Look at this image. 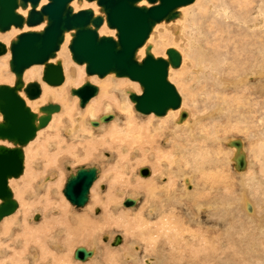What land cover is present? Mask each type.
<instances>
[{"label": "bare ground", "instance_id": "obj_1", "mask_svg": "<svg viewBox=\"0 0 264 264\" xmlns=\"http://www.w3.org/2000/svg\"><path fill=\"white\" fill-rule=\"evenodd\" d=\"M196 1V5L200 4L198 3L199 0ZM47 2L48 0H42L41 5ZM81 2V4H78L77 0H74L71 3L75 11L93 8L95 13L98 14L99 7L97 8L95 6L96 2L88 3L89 1L87 2V0H82ZM256 2L257 0H216L214 6L211 7L210 5L202 8L192 18H189V14L194 7L185 6L182 9L180 8V16L181 10L183 14L180 19L174 21L176 23L173 26H171L173 22L158 24L153 29V34H151V39L149 38V40L153 41L159 37L163 28L169 32L167 37L171 39L172 46L175 45L174 47L182 54L181 65L178 68L170 67L169 79L178 82L180 80L184 81L190 71L194 69L196 73H201L206 64L211 67L212 76L215 78V85L228 88H241L242 85L250 84L252 80H256V84L264 92V8L261 6L257 9L259 16H257L254 22V19H249ZM86 4L92 6L81 7ZM143 4L147 3L144 1ZM78 6L81 9H78ZM29 9L30 7L25 10L19 9V12L23 16L28 17ZM240 22L248 23L247 28H250L247 29ZM44 26L45 23L30 27L25 23L22 28L12 26L9 29L10 31L7 30L9 32L0 35L1 39L9 40V42L1 40L7 45V52L0 55L3 56L0 58L4 59L0 61V77L3 76L4 67L7 66V62L10 67L12 40L16 39L23 32L28 30H42ZM106 26L105 21L100 29V34L116 37L115 30H108ZM71 39L72 32H67L65 41L59 50L60 52L58 51L59 54H57L56 58L52 59L53 62L58 60L62 62L66 82L62 86L59 85L61 87L58 86V89L55 88L56 91H52L56 86L51 87L38 80L42 86V94L34 100L27 98L24 91L21 92L22 96L27 100V104L34 112L40 115L42 112L39 109L45 105L44 101L47 99L48 102L46 104L48 105L50 103L57 104V100L63 101L64 103L62 105L58 104L60 106V113L55 112L49 124L41 129L37 137L24 148V173L20 176V179L12 178L10 180V186L18 184V180L21 179L25 180L26 186L32 185L34 177L38 174L34 173L36 175L32 174V176L29 173L32 168L30 166L31 157L29 156V151L32 148L35 149L37 140L43 136V131L46 128L49 129L53 125H56V122L61 121L63 122L61 127L54 126L58 128V137L49 145V147L51 145L55 147L56 151L51 155L48 151L49 148L44 149L45 152L43 153L45 155L42 156L43 162L34 165L39 166L45 162L48 167H53L54 165L62 167L64 152L74 155L75 158H80V155L86 159L96 158L97 156H95L93 151L101 145L108 144V147L115 149L119 156V158L117 157L118 159L115 158L116 161L114 162L116 164L112 166L114 171L111 174V191L107 195L106 193L103 194L100 192V180L103 174L98 167L99 176L90 192V195L92 193V198L84 208L82 207L83 209L81 211H76L71 207L68 200L62 197V194L59 197L56 195L60 194L59 188L55 187V190L52 189V186L57 183L61 187L63 186L65 172L62 170L59 172L58 170L59 173L57 174L54 173L56 170H52L54 172H50V175L47 176L48 179L46 177L45 181H42L40 185L38 184L39 186L36 189L33 190L31 188L33 190L32 193H29L25 189V194H28V199L25 202L23 199V201L20 200V209H17L18 212L2 220L0 226L18 221V227L20 226L22 230H19L21 233L16 235L17 238L13 241L14 246L12 247V252L9 251L11 254L8 253L9 249L7 247L3 249V246L1 247L0 264H35L39 261H49L55 264H264V218L259 213L256 203L252 201L253 199L251 200V195L256 193V191H259L258 194L260 193L262 201L264 200V190L261 185L263 178L261 177L262 174H259L255 170V163L247 153L245 141L243 138L234 137L232 134L227 138L221 139L219 130H215L212 135H208L206 131L198 132V136L194 133V128L203 122H200L201 118L213 117L216 113L219 116L225 110L227 112L230 111V115L224 118L226 121L231 122L232 120H237V116L240 114L239 112L244 111L242 114L243 118L247 116V113L250 114V118L248 117L247 120H243L247 124V131L249 130L248 126H250L252 119L257 127L264 130V98H255L253 100L248 98L245 102L240 103L235 98H229L227 100L224 97H220L221 100H219V103H216L215 112L212 111L209 115H197L184 108L185 103L181 95L182 103L179 108L169 109L162 116H158L155 113L145 114L148 116V119L146 118L145 120V118L138 117L139 114L137 115L134 112L138 110L136 109L135 102L130 97L131 93L141 94L142 87L138 85L139 82L136 81L138 83H135L134 80L132 82L130 78L127 80L128 78L125 79V77H121L124 79H120L117 78L118 76L116 74L110 73L106 75L107 79L105 81H101L102 85L100 87L98 86L99 93L83 109H78L77 103L80 98L77 95V97L72 96L74 86L71 88L68 85L76 84L77 78H80V76L84 78V82L88 77L94 78L99 76L88 75L85 68L86 64L77 63L78 66H76V69L71 67L67 68V66L71 65L69 57L72 58L71 51L68 49ZM148 43L140 48L138 52L139 60L145 57ZM164 46V44L156 45L153 51L155 53L163 52ZM167 50L168 48L164 52L167 53ZM166 53L162 55L165 58H167ZM61 55L67 57L64 63L59 59ZM197 65L201 68H196ZM43 70L44 65L41 64L29 67L25 71L24 80L26 78L34 80L40 77ZM67 70L72 73V76L68 75L66 79ZM12 77H8L11 80L10 85H13L14 82V80L12 81ZM69 89H71L72 98L67 97ZM186 91L192 96L188 90ZM192 92L194 93V90ZM223 98L229 108L222 104ZM129 99L134 105H132ZM240 105L243 108L240 109ZM78 106H80V103ZM133 106L135 107L134 111ZM203 109L205 108L203 107ZM116 110L120 112L117 113ZM103 111L106 112L105 114H112L114 116L113 121L111 120L107 124L100 122L98 126H94L92 122L95 120L100 121L101 116L105 115H100ZM195 111L198 112V109ZM183 112H186L187 116L181 120ZM121 113L125 115L124 120L122 119ZM2 119L0 113V120ZM233 129L234 127L231 126L230 130L232 131ZM227 130L225 126L223 131L226 132ZM253 133L249 131V134ZM255 136H257L255 139L257 142H254L255 140L252 141L251 145L253 146L256 145L255 143L258 144L259 140L262 139L260 135ZM232 139H240L243 143L241 151L246 153L247 161L245 170H237L235 168V157L238 151L236 146L229 144ZM160 141L161 143L165 141V147H163L164 145H159ZM0 144L12 146V144L3 141H0ZM145 144H150L149 146L155 151L154 155L150 156L151 153L149 154V162H152L153 168L152 170L148 169L150 174H152L150 177H148L150 174L148 176L142 175L141 169L143 168H141L139 175L143 178L140 176L138 178V173L129 171L131 169L129 166L131 164L129 163V155L139 150H144ZM133 149L136 151L133 152ZM84 150L85 155L84 153L82 154ZM146 152L147 150L144 151V153ZM256 152H263V148L257 149ZM40 153L41 151H39V155ZM144 153L142 152L143 155H145ZM140 156L142 157V155ZM111 157H113V154ZM143 157L147 159L146 155ZM133 160L136 159L133 158ZM138 161L137 165L140 163ZM262 161L264 167L263 158L259 162ZM174 164L176 166L173 168ZM231 166L234 168L235 175H237L238 182L241 186L240 195L237 197H233L231 191L233 185L228 182V177L231 174ZM42 168L44 167L42 166ZM67 171L71 173L74 169L71 167V171ZM164 171L166 172L168 180L161 183V175L164 174ZM250 172L252 177L249 178ZM198 174L201 175V178L198 177ZM213 179L214 181L216 179L221 180V182L225 181L226 186H214L217 181L215 183ZM254 180L258 182H253ZM131 186L132 188H130ZM192 186H194L193 189H191ZM225 187L229 192V198L226 200L228 201L227 203L226 201L225 204L221 203V193L220 196L217 194V197L220 198L213 200V202L208 200V196L214 188H220L223 191ZM256 187H258L257 190H255ZM42 188H44L43 193H41ZM142 190L145 193V201L143 203L141 200L143 203L141 207L127 208L128 206L125 205H123L125 207H122V202L125 198L123 196L127 194L130 196L132 193H141ZM14 192L16 190H13ZM137 197L134 199L138 202L139 198ZM127 198H132V196L126 197L125 200ZM188 199L191 201H188ZM100 204L104 208V214L101 216L94 215L95 207ZM241 208L244 210L243 213L241 212ZM39 209L44 211V218H46L43 223L40 221L36 223L32 219L34 213ZM209 209H212L217 218L222 220L227 216H231L229 221L224 220L226 229L221 231L222 233H219L216 238H213L207 229L202 227L197 229L193 228L194 222L199 223L200 215L203 212L207 214ZM219 209L223 210L219 212ZM240 213H242L243 217H241ZM213 218L215 217L213 216ZM115 227L119 228V232L123 233L124 240L121 237L122 242L120 243L122 245L112 244L110 240L114 235L111 238L109 235L108 243L105 244L107 241V239L106 241L103 240L104 236H107L105 231L111 229L110 232L113 234ZM210 230L212 231V229ZM100 237L105 241L103 246L100 244ZM80 243L87 244L88 247H82L91 249L93 256H90L87 260L76 259V249L74 247ZM242 243H245V246L244 244L241 245ZM110 244L113 247H110ZM104 250L106 252L102 259L101 256Z\"/></svg>", "mask_w": 264, "mask_h": 264}, {"label": "water", "instance_id": "obj_2", "mask_svg": "<svg viewBox=\"0 0 264 264\" xmlns=\"http://www.w3.org/2000/svg\"><path fill=\"white\" fill-rule=\"evenodd\" d=\"M41 1L0 0V31H7L12 26L22 28L25 23L30 27L45 23L42 30H28L12 40L10 67L16 80L14 85L0 84V113L3 116L0 120V141L12 144H0V222L19 208L10 180L24 173V148L60 110L55 103L41 106V115L32 110L21 92L34 100L41 96L42 86L39 81L26 83L25 71L36 64L44 65L42 80L50 86L62 85L65 82L63 64L52 59L57 57L67 32H72L69 43L72 58L78 64H86L88 75L102 78L114 73L140 83L141 94L131 93L130 97L142 114L162 116L169 109L179 108L182 103L179 90L169 79L170 67L181 65V52L177 48H168L167 58L157 57L152 53V46L148 45L142 60H139L138 52L157 24L176 20L180 16V8L196 0H87L96 2L102 14H96L93 8L75 11L71 5L74 0H48L43 5ZM144 1L147 4H143ZM29 7L28 17L19 12V9ZM105 21L108 28L116 30V37L100 34ZM6 52L7 45L0 41V55ZM98 93L99 87L90 81L72 89V94L79 96L82 107ZM186 116L187 113L183 112L181 120ZM113 117L112 114H105L100 121L95 120L92 124L98 126L100 122H110ZM240 139H232L229 144L237 147L235 168L245 170L246 153L241 151L243 143ZM67 170L71 171V166ZM141 171L144 176L150 174L148 168ZM98 176L97 166L78 167L68 176L63 193L73 205L84 207L89 202L91 188ZM136 203L133 198L124 201L125 206ZM121 242V236L117 235L112 244ZM90 256H93L92 250L85 247H78L75 251L76 259L87 260Z\"/></svg>", "mask_w": 264, "mask_h": 264}, {"label": "rangeland", "instance_id": "obj_3", "mask_svg": "<svg viewBox=\"0 0 264 264\" xmlns=\"http://www.w3.org/2000/svg\"><path fill=\"white\" fill-rule=\"evenodd\" d=\"M86 1V0H85ZM215 1L216 0H199V2L198 3H200V4H197L196 5V2H194V3H192V4H190V5H187V6H190L191 8L192 7H194L193 8V10L191 11V13L189 14V18H192L194 15H196V14H198L199 13V11L202 9V8H205V7H208V6H210L211 5V7L212 6H214V3H215ZM77 2H78V4H81L82 2L80 1V0H77ZM88 2V1H87ZM88 3H90V2H88ZM263 3V4H262ZM87 5V6H86ZM86 5H84V6H81L82 8L83 7H91L92 5H90V4H86ZM89 5V6H88ZM95 6L98 8L99 6L97 5V4H95ZM263 7L264 8V0H257V2H256V4H255V7H254V9H253V11H252V13L250 14V17H249V19L250 20H252V19H254L253 20V22L256 20V18H257V16H259V13H258V11H257V9H259V7ZM81 7L80 6H78V9H81ZM100 8V7H99ZM183 8V7H182ZM181 8V9H182ZM254 11H255V14H254ZM98 14H101V12H100V10H99V12H98ZM182 10H181V16H182ZM181 16H179L177 19H180L181 18ZM176 19V20H177ZM175 20H173V21H170V22H173L172 24H171V26H173L176 22H174ZM164 22H166V21H164ZM163 23V22H162ZM167 23V22H166ZM169 23V22H168ZM241 23V25L242 26H244V27H248V23H244V22H240ZM252 23V22H251ZM159 24H161V23H159ZM250 24V23H249ZM158 25V24H157ZM156 25V26H157ZM155 26V27H156ZM106 28L108 29V30H111L110 28H108L107 26H106ZM250 28V27H249ZM249 28H247V29H249ZM10 31V30H9ZM9 31H6V32H0L1 34L0 35H3V34H6L7 32H9ZM115 32H116V30H115ZM169 32L168 31H166V30H164L163 28H162V32H161V34H160V36L159 37H157L155 40H153V41H151V40H147V42L145 43V45H147V43L149 44V45H151L152 46V53L154 54L155 52L153 51V49L155 48V46L156 45H161V44H164L165 46H164V49H163V52H160V53H155V56L157 55V56H162V55H164L166 52H164L165 51V49H167V48H176V47H174L175 45H173L172 46V44L173 43H171V39H169L168 37H167V34H168ZM151 34H153V31H152V33ZM150 39H151V36L149 37ZM167 38H168V40H167ZM12 39V38H11ZM4 41V42H9V40H4V39H1L0 38V41ZM167 41V42H166ZM153 43V44H152ZM170 45H171V47H170ZM69 47V46H68ZM10 48V47H9ZM69 49V48H68ZM70 51V50H69ZM60 52V51H59ZM59 52L57 53V54H59ZM71 56H72V54H71ZM146 56V55H145ZM0 57H3V56H0ZM61 58H59V59H61L62 61H63V63H64V61L67 59V57L65 56V55H61L60 56ZM168 57V56H167ZM188 57V56H187ZM4 59L3 58H0V61H3ZM69 61H70V63H71V65L70 66H67V68H75L76 69V66H78L77 65V63L76 62H74L73 60H72V58H70L69 57ZM194 64V63H193ZM193 64H192V66H193ZM200 66H198L197 65V67L196 68H198V69H200L199 68ZM86 68V67H85ZM191 68V67H190ZM69 70V69H68ZM66 71V79H67V76L68 75H71L72 76V73L71 72H69V71ZM13 76L12 77V81L14 80V82H13V85H14V83H15V80H16V75H15V73L14 72H12L11 71V69H10V67H9V64H8V62H7V66L6 67H4V71H3V76L2 77H0V84H10L11 83V80H9V76ZM42 76H43V73L40 75V77H38V78H35L34 80L33 79H25V80H27L26 82L28 83V82H32V81H38V80H40L41 82H43L44 84H46V85H48L47 83H45L43 80H41L42 79ZM84 76H85V73H84ZM116 76V75H115ZM114 76V77H115ZM117 77V76H116ZM198 77V78H197ZM117 78H120V79H124V78H121V77H117ZM107 79V76L106 77H104V78H99V77H88V79L84 82L83 80H84V78H82V76H80V78H77V81H76V84H73V85H68V87H80V86H82L84 83H86L87 81H90V82H92V83H94V84H96L97 86H101L102 84H101V81H105ZM115 79V78H114ZM125 79H127V77H125ZM186 80H180L179 82L178 81H172L176 86H177V89L180 91V93H181V95L183 96V99H184V108L186 109V110H189V111H192L193 113H196L197 115H209L212 111L213 112H215L216 111V106H217V104L216 103H219V100H221V98L220 97H224V98H226L227 100L229 99V98H235V99H237V101L238 102H240V103H243V102H245L248 98H251L252 100L253 99H255V98H258V99H263L264 98V92H262L261 91V89L259 88V85H257L256 83H257V81L255 80H252V82L250 83V84H244V85H242L241 86V88H235V87H233V88H228V87H221V86H219V85H215L214 84V77L212 76V70H211V67H209L208 65H206L205 64V68H203V70L201 71V73H196V71L193 69L192 71H190L189 72V74L188 75H186V78H185ZM127 80H129V78L127 79ZM130 81H132V82H134L133 80H131L130 79ZM66 82V81H65ZM64 82V83H65ZM63 83V84H64ZM83 83V84H82ZM98 83V84H97ZM135 83H138V82H136L135 81ZM178 83V84H177ZM190 85H189V84ZM253 83H255V84H253ZM187 84V85H186ZM79 85V86H78ZM138 85H140L139 83H138ZM189 85V86H188ZM192 85H193V87H192ZM254 85V86H253ZM257 87H256V86ZM49 86V85H48ZM62 86V85H61ZM61 86H59V87H61ZM51 87H53V86H51ZM73 87V88H74ZM141 87V86H140ZM55 88H57L58 89V86H56V87H54L53 88V90L52 91H56L55 90ZM184 88V89H183ZM192 88V89H191ZM259 89H260V91H259ZM186 90H188L191 94H192V96L189 94V93H187V91ZM192 90H194V93L192 92ZM231 92H230V91ZM240 93H242L241 95H240ZM259 93V94H258ZM72 96L73 97H77L76 95H73L72 94ZM72 96H71V89H69V91H68V93H67V97H70V98H72ZM215 96H218V97H215ZM79 98V97H78ZM224 98H223V101H222V104H224L227 108H229V106H228V104L227 103H225L224 102ZM130 100V99H129ZM80 101V100H79ZM78 101V105H79V102ZM45 102V103H44ZM43 103L45 104V105H47L46 104V102H48V99L46 100V101H44ZM55 102V101H54ZM57 102V104H61L62 105V103H64L63 101H59V100H57L56 101ZM130 102L132 103V105H134V103L130 100ZM42 103V104H43ZM88 104V103H87ZM212 104V105H211ZM77 105V107H78V109H83V107H81V105L80 106H78ZM203 107L205 108V109H203ZM215 107V108H214ZM240 107V109L241 108H243V106L242 105H240L239 106ZM255 107V106H254ZM135 107L133 106V111L135 110L134 109ZM201 108V109H200ZM211 108V109H210ZM191 109V110H190ZM198 109V112H196L195 110H197ZM239 109V110H240ZM195 112H194V111ZM202 110V111H201ZM210 110V112H208ZM200 111V112H199ZM262 111V110H261ZM116 112H117V110H116ZM120 111H118L117 113H119ZM137 115H138V117H142V118H145V120H146V118L148 119V116L147 115H145V114H141L140 112L138 113V111H134ZM202 112V113H201ZM207 112V113H206ZM60 113V112H59ZM106 112H102L100 115H102V114H105ZM198 113H200V114H198ZM240 114H238V116H237V120H232L231 122H228V121H226L224 118H227L229 115H230V111L229 112H227V110H225V112L223 113V114H220L219 116H218V113H216L215 114V116H211V117H205V118H201L200 119V122H202V123H200L199 125H197L195 128H194V133L197 135V133L199 132V133H201V132H205L206 131V133L208 134V135H212L213 133H214V131L216 130V131H220L219 132V134H220V137H221V139L222 138H227L228 136H231V134L234 136V137H238V138H243V140L245 141V147H246V150H247V153H248V155H249V157H252V159H253V161H254V163H255V170L256 171H258V173L259 174H262V178H263V183L261 184L262 186H263V190H264V167H263V161L262 162H259V161H261V159L263 158L264 159V133L262 134V132L264 131V130H262V129H260L259 127H257L256 126V124L254 123V121H253V119H252V121H251V119H250V121H251V123H250V126H248V131H247V124H246V122H244L243 120H247L248 119V117H249V115L250 114H246L247 116L245 117V118H243V113H244V111L243 112H239ZM2 115V114H1ZM121 115H122V119L124 120L125 119V115H123L122 113H121ZM141 115V116H140ZM195 116V115H194ZM216 116H217V118H216ZM65 117V116H64ZM252 117H253V115H252ZM2 118H3V116H2ZM210 118H213V119H210ZM250 118V117H249ZM154 119H156V118H154ZM242 119V120H241ZM144 120V121H145ZM214 120H216L215 122H214ZM113 121V120H112ZM224 121V122H223ZM60 122L61 121H58V122H56V125H53L51 128H49V129H47L46 128V130H44L43 131V136H41L38 140H37V143L38 144H40L39 146H38V144L36 145L35 144V149L34 148H32L30 151H29V156L31 157V171H29V173H31V175L32 174H34V173H36V174H38L39 175V177H38V175H36V174H34V175H36L35 177H34V181H33V183H32V187L31 186H29V185H27L26 186V184H25V180H18L19 182H17L18 184H13L11 187L12 188H14L13 190L15 191L16 190V192H14L15 193V198H16V200H18V202H19V204H20V200L21 201H23L24 200V202L28 199V194H25V189H27L28 191H29V193H32L33 192V190L34 189H36V187H38L40 184H42V181H45V178L47 177V176H49L50 175V172L51 173H53L55 170V172L54 173H59L61 170L62 171H64L65 172V178H64V181H63V186L65 187V184H66V179H67V176H69L70 174V172H68L67 171V167H65V166H68V165H71V167L74 169V171H76V169L78 168V167H81V166H97V167H99L100 168V171H101V173L103 174L102 175V178H101V180H100V187H99V190H100V192L101 193H103V194H105L106 193V195L109 193V191H111V189H110V186H111V174L113 173V171H114V169L112 168V166L114 165V164H116V162H114V161H116V159H118L119 158V156H118V152L117 151H115V149H110V147H108L109 145L108 144H104V145H101L98 149H96V150H94L93 151V153L95 154V156H97L96 158L94 157H92V158H90V159H86V158H84V156H82V155H80L79 157L81 158H75L74 157V155H72V154H70V153H67V152H64V154H63V160H62V167H60V166H58V165H54L53 167H48V166H46V163L44 162L42 165H39V166H37L39 163H41V162H43L42 161V156L43 155H45L43 152H45L44 151V149H48L49 148V153L52 155L56 150H55V147H52V145L49 147V145H50V143L52 142V141H54L55 139H57V137H58V135H57V133H58V128H55V127H61L62 125H63V122H61V124H60ZM210 122V123H209ZM58 123V124H57ZM66 123V122H65ZM64 123V124H65ZM103 124H107L108 122H102ZM238 124V125H237ZM55 126V127H54ZM201 126V127H200ZM225 126L227 127V131L225 132V131H223L224 130V128H225ZM234 127V129L231 131L230 130V127ZM94 127V126H93ZM210 127V128H209ZM196 128H197V130H196ZM200 128H201V130H200ZM206 128V129H205ZM53 129V130H52ZM48 130H49V132H48ZM55 130V131H54ZM249 131H252V132H254L253 134H249ZM260 131H262V132H260ZM64 133V132H63ZM199 133H198V135H199ZM255 133H257V134H255ZM99 134H102V133H99ZM197 135V136H198ZM251 135V136H250ZM255 135H260L261 137L260 138H262L261 140H259V142H258V144L257 143H255L256 145L255 146H253V145H251V142L252 141H254L255 139H256V137L257 136H255ZM66 136V135H65ZM45 137V138H44ZM52 137V138H51ZM67 137V136H66ZM245 138V139H244ZM44 139V140H43ZM53 139V140H52ZM246 139H248V140H246ZM39 141V142H38ZM162 141V140H161ZM161 141L159 142V145L161 144L163 147H165V141H163L162 143H161ZM254 142H257L256 140L254 141ZM248 143V144H247ZM150 144H145V148H143L144 150H139V151H137L136 153H137V155H136V153H132L131 155H129L130 157V159H129V163H131L129 166H130V170L129 171H133L134 173H138V178H139V176L140 177H142L141 175H139L140 174V169L141 168H149V169H151L152 170V162H149V158H150V156H152V155H154L155 154V151H154V149L152 150V148H151V146H149ZM249 145V146H248ZM37 147H39V148H37ZM109 149H108V148ZM105 148V149H104ZM224 148H225V146H224ZM257 149H261V148H263V152H261V153H257L256 152V150ZM100 149H101V151H100ZM103 149V150H102ZM34 150V151H33ZM37 150V151H36ZM41 151V153H40V155H39V151ZM43 150V151H42ZM134 150V149H133ZM147 150V152L146 153H144V151H146ZM149 150V151H148ZM151 150V151H150ZM136 150H134L133 152H135ZM225 151H227V150H225ZM35 152V153H34ZM102 152H104V153H102ZM112 152V153H111ZM139 152V153H138ZM142 152L146 155V157H147V159H144V157L143 156H145V155H143L142 154ZM84 153V155H85V150L82 152V154ZM151 153V154H150ZM33 154V155H32ZM42 154V155H41ZM104 156H102V155ZM113 154V157H111V155ZM149 154H150V156H149ZM35 155V156H34ZM47 155H49V154H47ZM140 155H142V157L140 156ZM105 156H107V157H105ZM73 157V158H72ZM100 157V158H99ZM101 157H103L102 159H104V160H102L101 159ZM109 157V158H108ZM118 157V158H117ZM139 157V158H138ZM71 158V159H70ZM105 158H106V160H105ZM108 158V159H107ZM116 158V159H115ZM133 158L134 159H136V160H133ZM138 158V159H137ZM142 158V159H141ZM152 158V157H151ZM40 159V160H39ZM75 159V160H74ZM97 159V160H96ZM101 159V160H100ZM96 160V161H95ZM109 160V161H108ZM139 160V161H138ZM72 161V162H71ZM74 161H76L75 163H74ZM106 161V162H105ZM137 161L138 162H140L138 165H137ZM110 162V163H109ZM37 163V165H34V164H36ZM109 166H108V165ZM100 165H102V166H100ZM140 165V166H139ZM151 165V166H150ZM37 166V167H36ZM42 166L44 167V168H42ZM104 166V167H103ZM176 166V164H174L173 165V168ZM56 169H55V168ZM109 168H112V169H109ZM33 169H34V171H33ZM35 169H36V171H35ZM42 169V170H41ZM49 169V170H48ZM65 169V170H64ZM48 170V171H47ZM52 170H54L53 172H52ZM58 170H59V172H58ZM33 171V172H32ZM67 171V172H66ZM260 171V172H259ZM169 172H171V171H169ZM227 172H228V170H227ZM109 173V174H108ZM131 174H132V172H130ZM130 173H129V175H130ZM230 176L228 177V182L229 183H231L232 185H233V188L231 187V191H232V194H233V197L235 196V197H237L238 195H240V192H241V189H240V183L238 182V177H237V175H235V170H234V168H232V166H231V170H230ZM108 174V175H107ZM152 174V173H151ZM151 174L148 176V177H150L151 176ZM33 176V175H32ZM42 178H41V177ZM164 176H166V177H164ZM109 177H110V179H109ZM148 177H145V178H148ZM198 177L199 178H201V175L200 174H198ZM249 178L250 177H252V174H251V172H250V174H249V176H248ZM21 177H19V179H20ZM40 178V179H39ZM103 178H105V179H103ZM143 178V177H142ZM18 179V178H17ZM47 179H48V177H47ZM47 179H46V181H47ZM108 179V180H107ZM161 183H164L165 181H167L168 180V177H167V175H166V172L164 171V174L163 175H161ZM66 180V181H65ZM37 181V182H36ZM97 181V180H96ZM95 181V182H96ZM213 181H214V179H213ZM216 181H217V183H219V184H217L216 183ZM216 181H214L216 184H214V186H216V187H219V186H223V185H225V181H223V182H221V180H219V179H216ZM36 182V183H35ZM197 182V181H196ZM220 182H221V184H220ZM253 182H258L257 180H254ZM20 183V184H19ZM22 183V184H21ZM39 184V185H38ZM238 184V185H237ZM16 185V186H15ZM187 185V184H186ZM199 185H200V183H199ZM14 186V187H13ZM20 186V187H19ZM58 186V187H57ZM61 187V185H59L58 183L57 184H54L53 186H52V189H56V188H59V193L60 194H56L58 197H59V195L61 196V194H62V197H64L65 199H67L66 198V196H65V194L63 193V189H64V187ZM226 186V185H225ZM238 186V187H237ZM56 187V188H55ZM200 187V186H199ZM33 190H32V189ZM130 188H132V186L130 187ZM194 188V186H192V188L191 189H193ZM257 188L258 187H256V189L255 190H257ZM216 188H214V190L211 192V194H209V198H208V200H211L210 202H213V200H216L217 198H220V197H217L218 195L220 196L221 194H222V197H221V199H220V201H221V203L222 204H225V201L226 200H228L227 198H229V192L226 190V187L223 189V191H221V189L219 188V189H216ZM240 189V190H239ZM218 191H220V192H218ZM44 192V188H42V190H41V193H43ZM216 192V193H215ZM218 192V193H217ZM258 192L259 191H256V193H253L252 195H251V200L253 201V202H255L256 203V205H257V208H258V211H259V213L263 216V218H264V200L262 201V198H261V196H260V193L258 194ZM13 193V194H14ZM21 193H23V194H21ZM216 195H215V194ZM221 193V194H220ZM20 194V195H19ZM140 194V195H139ZM144 191L142 190L141 191V193H132V194H130V196H129V194H127V195H125V196H123V197H131L132 196V198L134 199L136 196H138L137 198H139V200H138V202H137V204L136 205H134L133 207H131V206H128L127 208H138V207H141L142 206V204L144 203V201H145V197H144ZM218 194V195H217ZM91 195H92V193H91ZM90 195V198H89V201L91 200V198H92V196ZM228 196V197H227ZM26 197V198H25ZM125 198L123 199V202H122V207H125V206H123L124 205V200H125ZM143 198V199H142ZM23 199V200H22ZM68 200V199H67ZM143 201V203H142V201ZM188 201H191L190 199H188ZM68 202H69V204L71 205V207H73L74 208V210H76V211H81V209H83L82 207L81 208H78V207H76L75 205H73L69 200H68ZM216 202V201H215ZM228 201H226V203H227ZM260 202V203H259ZM141 205H140V204ZM190 203V202H189ZM88 204V203H87ZM102 204V203H101ZM98 205L97 207H95V210H94V215H103L104 213V208H103V206L102 205ZM191 204V203H190ZM221 204V205H222ZM20 206V205H19ZM224 206V205H223ZM227 206V205H226ZM20 208H18V210H19ZM18 210L16 211V213L18 212ZM223 210V209H222ZM222 210H220L219 209V212L220 211H222ZM243 208H241V212L243 213ZM39 212V213H38ZM16 213H14V214H16ZM100 213V214H99ZM242 213H240V215H241V217H243L242 216ZM207 214H209V215H207ZM207 214L206 213H202L201 215H200V222L199 223H197V222H194V226H193V228L194 229H197V228H199V227H202V228H204V229H207L209 232H210V235L213 237V238H216V237H218V235H219V233H222L221 231H223L224 229H226V224H224L225 223V221L224 220H226V221H229L230 219H231V216H227V217H225V218H223L224 220H222V219H219V218H217V216L214 214V211L212 210V209H209L208 211H207ZM10 216H12V215H10ZM10 216H8V217H10ZM213 216L215 217V218H213ZM22 217V216H21ZM36 217H38V218H36ZM43 217V218H42ZM207 217V218H206ZM240 217V218H241ZM5 219V218H4ZM11 219V218H10ZM32 219H34V221H36V223H38L39 221L41 222V223H43L44 222V220L46 219V218H44V211L42 210V209H39L38 211H36L35 213H34V215H33V217H32ZM41 219V220H40ZM20 221H22V220H20ZM223 221V222H222ZM2 222V221H1ZM1 222H0V225H1ZM13 223V222H12ZM12 223H8V225L6 224H3V226H0V249H1V247H2V249L3 248H5V247H7V249H9L8 250V253H10V252H12L11 250H12V247L14 246V244H13V241L17 238L16 237V235H18L19 233H21V232H19V230L21 231L22 229L20 228V226L18 227V221H15L13 224ZM248 224V223H247ZM263 224H264V219H263ZM41 225V224H40ZM197 225H198V227H197ZM206 225H207V227H206ZM224 225V226H223ZM223 226V227H222ZM206 227V228H205ZM8 228V229H7ZM5 229H6V231H5ZM210 229H212V231L210 230ZM220 229V230H219ZM110 230L111 229H108V230H106L105 231V234H107V236H104V239L102 238V237H100L101 238V242H100V244H101V246H103L104 245V242L106 241V239H107V241L105 242V244L106 243H108V236L110 235V238H111V236L112 235H114L113 236V238L110 240L111 242H113L114 241V239H115V237L117 236V235H121V237L123 238V240H124V237H123V233L122 232H119V228H116L115 227V232H113V234L110 232ZM220 231V232H219ZM4 232V233H3ZM11 232V233H10ZM5 234V235H4ZM102 234H104V233H102ZM216 234H217V236H216ZM7 235V236H6ZM214 235V236H213ZM105 240V241H103V240ZM109 241V242H110ZM6 242V243H5ZM4 243V244H3ZM12 243V244H11ZM3 244V245H2ZM244 244V246H245V243H242L241 245H243ZM12 245V246H11ZM78 245H80L79 247H82V246H87V244H82V243H80V244H76V246L74 247V249H77L78 248ZM120 245H122V244H120ZM119 245V246H120ZM110 247H113L111 244L109 245ZM88 247V246H87ZM114 247H117V246H114ZM88 249V248H87ZM101 249H104V248H101ZM89 250V249H88ZM91 250V249H90ZM10 251V252H9ZM105 250H104V252L102 253V259H103V255L105 254ZM154 253V252H153ZM11 254V253H10ZM74 255V254H73ZM72 255V256H73ZM253 262V261H252ZM35 264H55V263H53V262H41V261H39V262H36Z\"/></svg>", "mask_w": 264, "mask_h": 264}]
</instances>
